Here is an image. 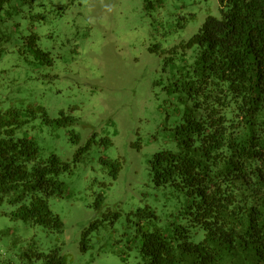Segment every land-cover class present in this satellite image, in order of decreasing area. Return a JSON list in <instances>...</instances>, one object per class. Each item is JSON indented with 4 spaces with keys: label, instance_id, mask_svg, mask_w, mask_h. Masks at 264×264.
Returning <instances> with one entry per match:
<instances>
[{
    "label": "rangeland",
    "instance_id": "374dc122",
    "mask_svg": "<svg viewBox=\"0 0 264 264\" xmlns=\"http://www.w3.org/2000/svg\"><path fill=\"white\" fill-rule=\"evenodd\" d=\"M7 12L0 110L17 108V135L73 170L60 176L64 195L49 199L63 232L0 204V264H39L27 254L53 249L66 264H146L141 226L168 233L189 224L186 195L156 186L150 171L156 152L177 148L187 106L174 90L182 51L170 49L220 16V0H9ZM32 32L49 57L26 51ZM146 207L156 217L140 214Z\"/></svg>",
    "mask_w": 264,
    "mask_h": 264
},
{
    "label": "trees",
    "instance_id": "16d2710c",
    "mask_svg": "<svg viewBox=\"0 0 264 264\" xmlns=\"http://www.w3.org/2000/svg\"><path fill=\"white\" fill-rule=\"evenodd\" d=\"M8 3L0 0V59ZM38 39L32 32L26 51L49 57ZM180 50L174 90L185 93L187 106L174 129L177 148L156 152L150 171L156 186L186 195L189 224L168 233L141 226V255L146 264H264V0H220V16L209 15L170 49ZM21 115L0 110V204L15 206L16 219L63 232L49 199L64 195L60 176L73 167L18 136ZM113 165L117 178L121 162ZM141 211L156 217L149 207ZM31 254L39 264H66L59 249Z\"/></svg>",
    "mask_w": 264,
    "mask_h": 264
}]
</instances>
